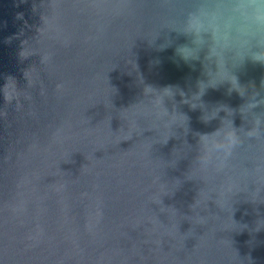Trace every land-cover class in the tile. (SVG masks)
I'll return each instance as SVG.
<instances>
[{
	"label": "water",
	"instance_id": "water-1",
	"mask_svg": "<svg viewBox=\"0 0 264 264\" xmlns=\"http://www.w3.org/2000/svg\"><path fill=\"white\" fill-rule=\"evenodd\" d=\"M199 3L0 0V264H264V123L197 165L200 135L252 127L264 65L233 69L245 97L226 82L184 103L209 79L207 48L176 54Z\"/></svg>",
	"mask_w": 264,
	"mask_h": 264
},
{
	"label": "clouds",
	"instance_id": "clouds-1",
	"mask_svg": "<svg viewBox=\"0 0 264 264\" xmlns=\"http://www.w3.org/2000/svg\"><path fill=\"white\" fill-rule=\"evenodd\" d=\"M174 31L191 37L190 44L176 48V54L185 63L200 61L201 51L207 48L204 68L209 79L198 81L199 91L190 100L185 98L184 103L190 104L192 109L203 107L202 103L198 105L195 101H201L208 88H216L226 82L231 85L228 90L229 94L235 91L241 97L247 95L246 88L240 84L233 69L243 65L246 60L264 65V0H200L198 7L189 13L184 26ZM167 46L161 45V49ZM229 60L232 65L231 69L228 68ZM212 63L216 66L214 72L209 67ZM262 87H264V82H262ZM175 94L176 90L168 87L162 91L149 93L148 96L153 97L152 101H155L158 106L161 102L164 103L166 97L174 98ZM180 94L185 95L183 92ZM5 97L7 100L6 95ZM261 105H264V97H260L259 93H254L249 97L239 111L245 119H248L249 114L252 115V127L246 131L243 128L237 130L231 120V126L223 136L222 143H217L215 139H206V137L210 138L220 133L221 129L212 134L200 135L199 144L202 146V153L197 159V165L207 167L211 163L210 154L213 152L222 154L221 163H226L242 143L240 131H244L249 138L261 135L260 125L264 123V114L254 112V109ZM164 109L166 112L163 115L159 111H156L154 115L162 120L171 115L168 123L170 125L175 115H182L170 114L166 107ZM223 110L231 116L234 114L232 109L223 108ZM220 111L221 108H217L213 112L214 115L205 113L202 120L207 123L216 118ZM3 115L6 113H0V116ZM187 119L186 117L185 122Z\"/></svg>",
	"mask_w": 264,
	"mask_h": 264
}]
</instances>
